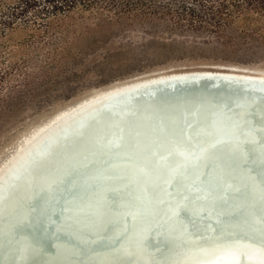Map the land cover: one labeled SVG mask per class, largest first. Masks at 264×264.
<instances>
[{"label":"water","instance_id":"water-1","mask_svg":"<svg viewBox=\"0 0 264 264\" xmlns=\"http://www.w3.org/2000/svg\"><path fill=\"white\" fill-rule=\"evenodd\" d=\"M137 92L140 93L133 98L121 100L119 104L111 105L117 99L97 103L60 122L47 133L49 142L44 143L36 155L30 156L29 165L38 161L53 143L59 142L68 147L69 137L73 134L86 139V133L91 131V121L101 127L105 125L102 115L107 113L112 118L110 125L102 127L101 131H94L99 140L103 136L101 132L104 131L115 144L108 150L112 154L110 163L106 164L103 172L93 173L94 176L89 174L83 178L81 195H84L86 201L80 204L82 210L73 213L74 222L59 228L62 210L44 206L53 216L49 228L53 227L58 232L68 230L64 231V238L70 240L73 247L76 245V248L85 249L90 245L91 250L96 252L93 259L95 262H91L88 255H73L68 264H167L161 256L169 251H165L161 243L165 237L168 241L176 243L173 236L180 232L182 222L185 221V205L191 204L195 199L189 193L181 195L173 185L178 182L184 189L204 196L203 192L207 186L199 174H202L200 169L203 158L208 159L211 166L216 167L223 176L227 174L225 167L240 161L235 154V147L260 139L264 142V91L261 89L253 90L248 86L225 81L197 78L159 83ZM120 99L122 98H118ZM154 107L157 108L156 112L149 114L147 109ZM141 126H145L149 134L142 132L139 129ZM121 132L125 133V138L130 139L129 143L122 140L125 138H122ZM94 145L101 146L99 141ZM139 146L142 148L140 151L137 150ZM219 148L226 151L224 160L217 155ZM91 150L87 151L90 158L93 157ZM260 157L264 162V147ZM259 163L252 166V172L256 175L253 183L261 186L264 191V178L258 177L262 170ZM192 170L197 171L199 176H192ZM15 172L14 169L9 175L14 174L13 179L17 181L18 174ZM132 172H135L139 179L132 178ZM157 173L165 175V182L156 190L153 189L155 193L149 188L139 187V181H150ZM218 179L217 175H208V180L215 183L214 193L221 195L220 198L224 194H230L231 202L236 203L238 199L248 197L239 194L234 186L219 184ZM91 180L94 183L90 186L88 181ZM126 181L138 187L134 198L138 205H131L130 209H114L111 203L117 197L114 193H107L105 188L117 189ZM237 182H245V179L239 178ZM15 183L12 181L5 191ZM47 190L55 201L63 197V192L56 188L50 186ZM5 194L4 192L2 197ZM156 196L160 203L166 204L164 202L169 199L173 204L171 221H166L167 225L165 223L161 231H156L153 222L159 210L155 207L159 204ZM248 200L252 205V198L248 197ZM241 202L246 203V200L242 199ZM215 203L219 202L211 198L209 203L201 202L200 210H205L208 205ZM108 210L115 219L110 224L108 234L101 237L99 227L104 212ZM223 213V218H228L231 217L232 211L225 209ZM204 216L205 214L200 219H205ZM1 225L6 227L4 223ZM117 230L126 231L120 237H115L113 233ZM70 233H75L76 236H70ZM37 239L36 234L27 231L15 235L11 247L0 258V264H37L39 258L29 254L30 247H37L38 256L45 259L56 253L58 243L48 247L39 244ZM242 249L239 247L229 252L233 257L230 259L231 264H264V254L247 257L242 255Z\"/></svg>","mask_w":264,"mask_h":264},{"label":"rangeland","instance_id":"rangeland-1","mask_svg":"<svg viewBox=\"0 0 264 264\" xmlns=\"http://www.w3.org/2000/svg\"><path fill=\"white\" fill-rule=\"evenodd\" d=\"M247 1L0 0V165L96 92L212 67L264 73V11Z\"/></svg>","mask_w":264,"mask_h":264},{"label":"bare ground","instance_id":"bare-ground-1","mask_svg":"<svg viewBox=\"0 0 264 264\" xmlns=\"http://www.w3.org/2000/svg\"><path fill=\"white\" fill-rule=\"evenodd\" d=\"M197 78L220 80L248 86L253 90L261 89L264 91V73H254L237 67H212L207 68V70L154 74L114 86L106 91L96 92L95 95L62 110L39 126L19 145H16L13 154L0 165V258L11 247L15 235L27 231L33 235L36 234L38 243L43 246L49 247L53 243L59 244L56 246V253L54 255L50 254L51 257L46 259L38 256L37 247H30L29 254L32 257L37 256L36 258H39L37 264H68L73 255L80 257L88 255L89 260L91 259L92 262L96 257V252L94 253L93 249L91 250L90 245L85 249L76 248V245L73 247L71 241L64 238L66 235L64 231L68 230L63 229V232H58L53 227H48L53 220V216L52 212H49L44 206H49L53 210L55 208L62 210L60 215L62 221L58 226L59 228H64L65 225L74 222L73 213L76 210H82L80 204L86 201L84 195H81L83 178L89 174L94 176L93 173L103 172L107 166L106 164L110 163L109 159L112 154L108 150L112 149L115 144L111 142L104 131L101 132L103 136L100 140L97 139L98 137L94 131H101L102 127L110 125L111 116L107 113L102 115L105 125L101 127L91 121L89 124L91 131L86 133V139L78 138L73 134L69 137L68 147L62 146L59 142L53 143L38 161L29 165L30 156L36 155L40 147L49 142L47 139L49 134L47 133L50 132V129L94 104L117 99L111 104L116 105L121 100H127L138 95L140 93L137 92L138 90L152 85ZM120 97L122 99L118 100ZM147 110L150 114L156 112L157 108ZM139 129L145 134H149L145 126H141ZM120 134H123L122 138L126 137L124 132ZM127 138L122 140L129 143L130 139ZM96 141H99L101 146H95ZM263 147L264 142L261 139L256 142H244L243 145L235 147V154L240 161L225 167L227 174L223 176L219 174L216 167L211 166L208 159L203 158L200 169L202 174H199L201 180L207 186V189L203 192L204 196L200 193L196 195L195 192L184 189L178 182L173 185L174 189L181 195L185 196L189 193L195 199L191 204L185 205V221L182 222L180 232L173 236L176 238V243H172V241H168L167 237H163L162 247L169 252L161 256L163 257L162 260L167 264H180V262L181 264H231L230 259L233 257L229 255V252L239 247L243 248L241 250L243 251L242 255L247 257L264 254V249H262L264 248V242H261L264 241V191L261 186L254 185L256 175L252 172V166L260 162L259 166L262 170L258 177L264 178V162L261 161L260 157ZM89 149L93 150L92 158L88 155L87 151ZM137 150H142L141 146ZM217 155L224 160L226 157L225 149L219 148ZM14 169L15 173L18 174L17 181L13 179L14 174L9 175ZM191 175L199 176L195 170L191 171ZM208 175H217L219 177L217 182L223 186L236 187L239 194L252 198L253 204L250 205L248 197H242L236 203L231 202L230 194H224L220 198L221 195L214 193L215 183L208 180ZM130 176L135 179L138 178L135 172L130 173ZM239 178L245 179V182L248 183H238ZM67 179L71 181L68 185H66ZM164 180L165 175L157 173L152 180L139 181L138 184L139 187L149 188L155 193L154 190L163 184ZM12 181L13 183L16 182L15 185L5 191ZM93 183L92 180L88 181L90 186ZM50 186L62 191L63 197L55 201L47 190ZM136 188H138L136 185L126 181L125 183L122 182L117 189L107 187L105 191L114 193L117 197L111 203L114 209L119 210L123 207L130 209L131 205H138V202H135L136 199H134ZM4 192L6 194L2 197ZM210 198L219 203L210 204L205 210H200L199 204L201 202L209 203ZM155 199L156 201L159 200L158 197ZM242 199H245L246 203L241 202ZM158 203L155 207L159 210L153 222L156 231H161L164 229L166 221H171L173 204L169 199L164 202L166 204L160 203V200ZM225 209L232 211L231 217L223 218ZM117 213L120 217L119 212ZM203 214H205V219H200ZM114 219L110 214V210L104 212L99 227V230H101L99 236L104 237L105 234H108L107 232L111 229L110 224ZM1 223H4L6 227L2 226ZM125 231L117 230L114 231L113 235L120 237ZM70 236H76V234L70 233ZM124 264H127V262H124Z\"/></svg>","mask_w":264,"mask_h":264},{"label":"trees","instance_id":"trees-1","mask_svg":"<svg viewBox=\"0 0 264 264\" xmlns=\"http://www.w3.org/2000/svg\"><path fill=\"white\" fill-rule=\"evenodd\" d=\"M235 1L236 0H234V2ZM247 4L250 5V6L256 7V9L259 10V11H264V0H248ZM58 8L60 10L63 9L65 11L67 9H70L71 6L60 5ZM224 11H229L227 2L219 4V9H218L217 13L222 14V13H225ZM14 19H17V17L13 16V18L9 19V22H12Z\"/></svg>","mask_w":264,"mask_h":264},{"label":"snow or ice","instance_id":"snow-or-ice-1","mask_svg":"<svg viewBox=\"0 0 264 264\" xmlns=\"http://www.w3.org/2000/svg\"><path fill=\"white\" fill-rule=\"evenodd\" d=\"M261 242H264V241H261Z\"/></svg>","mask_w":264,"mask_h":264}]
</instances>
